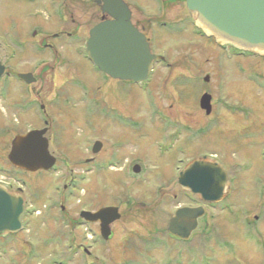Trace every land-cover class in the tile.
I'll use <instances>...</instances> for the list:
<instances>
[{"label": "rangeland", "instance_id": "1", "mask_svg": "<svg viewBox=\"0 0 264 264\" xmlns=\"http://www.w3.org/2000/svg\"><path fill=\"white\" fill-rule=\"evenodd\" d=\"M125 1L148 28L151 52L164 57L137 85L104 79L83 58L87 28L98 20L94 0H0V61L7 73L0 79V181L11 184L10 193L22 190L25 208L23 229L0 235V264H264V56H232L229 46L221 49L197 33L190 20L175 23L170 14L176 7L186 13L183 0L165 10L159 0ZM77 27L80 36L59 33ZM40 39L53 48L36 51ZM28 72L31 85L16 76ZM231 76L237 91L231 92ZM220 79L234 114L213 107L219 129L200 134L209 119L199 98L205 91L217 98ZM53 96L58 110L48 117L46 138L54 165L13 168L11 140L43 126L39 105L49 109ZM119 116L133 119L137 131L121 128ZM186 125L192 132L185 134ZM95 141L101 146L92 154ZM204 152L218 155L229 185L218 204L205 208L213 230L197 232L186 251H177L158 236L166 235L160 230L174 208L187 203L177 172ZM106 206L120 214L107 240L97 225L74 222L80 209Z\"/></svg>", "mask_w": 264, "mask_h": 264}, {"label": "water", "instance_id": "2", "mask_svg": "<svg viewBox=\"0 0 264 264\" xmlns=\"http://www.w3.org/2000/svg\"><path fill=\"white\" fill-rule=\"evenodd\" d=\"M102 13L111 19L102 20L90 28L84 43L90 62L114 79L142 82L149 76L152 62L161 58L150 51L143 33L133 26L131 12L123 0H101ZM186 9L196 24L217 41L231 44L239 49L264 54V0H185ZM5 67L0 61V77ZM17 77L26 83L34 80L31 73H19ZM208 80L207 77L204 78ZM211 96L203 93L199 107L208 114ZM46 128L33 129L16 135L10 143L7 159L12 166L24 171L49 170L55 158L48 150L44 136ZM100 142L93 144L97 152ZM133 172H139L133 166ZM178 185L187 188L204 202H218L229 185L228 174L218 163L205 157L191 160L178 172ZM23 198L10 193L0 184V234L15 233L22 229ZM204 215L203 206H182L174 211L167 230L170 234L188 239ZM86 221H97L103 239L110 235V224L120 217L117 207L106 206L95 212L81 211Z\"/></svg>", "mask_w": 264, "mask_h": 264}, {"label": "flooded vegetation", "instance_id": "3", "mask_svg": "<svg viewBox=\"0 0 264 264\" xmlns=\"http://www.w3.org/2000/svg\"><path fill=\"white\" fill-rule=\"evenodd\" d=\"M160 1V3H161V5H162V7H161V5H160V9L159 10H161L162 8H164V10H165V6H167V4L168 3H171V4H173V3H176V4H179L178 3V0H159ZM180 1V0H179ZM124 2L127 4V6H128V8H129V10H130V12H131V15H130V20H131V23L133 24V26L135 27V28H137V30L138 31H140L141 33H143L144 35H145V37L147 38V40L149 41V38H148V36H147V31H148V28L144 25V24H141V22H140V20L136 17V15L134 14V12H133V7H131L125 0H124ZM94 3H95V6L97 7V9H98V20L97 21H95V23H93L92 24V26L93 25H95L96 23H98V22H100V21H102V20H109V19H111V17L108 15V14H106V13H102V11H101V5H102V2H101V0H94ZM183 4H184V7H185V9H186V6H185V0H183ZM176 6V5H175ZM171 7V6H170ZM181 10H178L177 11V7H176V10H175V12H173V13H171L170 15H172V17H174V16H177L178 18L176 19V20H174V22L175 23H185V24H187V23H189V20L191 21V23H193V21L195 20L194 19V17L192 16V15H190L188 12H187V10H186V13L185 14H181ZM159 20V19H158ZM160 21V20H159ZM71 22H73V20L71 19ZM165 22L166 21H164V22H162V24H165ZM38 25V27L37 28H39V26H42V24L41 23H39V24H37ZM92 26H90V27H88L87 28V31H86V33H87V35H88V31H89V29L92 27ZM32 27H36V26H32ZM66 29V28H65ZM80 30V27H77V29L76 30H69V32H67V31H65L64 30V28H62V30L59 32L61 35H65V36H67V37H75V36H80V34H81V32L79 31ZM37 31H38V29H35V28H32V33H31V35L32 36H35L36 34H37ZM82 34H85V33H82ZM57 36H59L57 33H55V34H52V37H57ZM38 44H39V46H34V49H37L36 51H38V52H42V51H45V50H43V49H45V48H53V46L51 45V44H49L48 42H46V40L45 39H40L39 40V42H38ZM226 48H228V47H226ZM39 49H42V50H39ZM228 51V50H227ZM231 52H232V56H238V55H240V52L239 51H237V50H234V49H231L230 50ZM81 52H82V56H83V58L84 59H86L88 62H89V60H88V58H87V56H86V54H85V51L83 50H81ZM53 53H57V50H53ZM260 57H262V56H260ZM162 62L164 61V59L163 60H161ZM90 63V62H89ZM91 65V64H90ZM92 66V69L96 72V73H98V74H100L104 79H110V80H113V81H115V82H131V81H122V80H118V79H114V78H112V77H110V76H108V75H106V74H104V73H102V72H100V71H98L97 70V68L96 67H94L93 65H91ZM164 68H170V66H169V64H166V65H164L163 66ZM222 70V71H221ZM153 71V70H152ZM213 71H215L216 73H217V78H219V77H222L221 76V74L224 72L223 71V69H222V67H219V66H216L215 67V69L213 70ZM226 72H229V71H226ZM205 77H207L208 78V80H209V77L208 76H205ZM204 77V78H205ZM204 78H203V80H204ZM231 79H232V82H231V92H233V88H234V90L235 91H237L236 89H237V87H236V84H237V81H236V79L233 77V76H231ZM208 80L207 81H204V82H208ZM34 81H32L31 83H25L26 85H31L32 83H33ZM226 81H224L223 79H220L219 81H218V90H220V95L219 96H217V98H213V94L212 93H208V92H202V94L203 93H208L210 96H211V98H210V103H211V111H212V109H213V107L214 108H216L217 109V111H219L220 110V108L221 109H224V106H226V109H227V111H231V112H233V114H234V111L231 109V107L230 106H228V103H229V101H231V99H229V97L227 96L228 94H229V90L227 91V84L225 83ZM76 83V82H75ZM77 83H79V84H82L79 80L77 81ZM180 84H182L181 86H185V87H187V84H188V81H187V79H184V80H182V82L180 83ZM226 94V95H225ZM55 100H56V97H54L53 96V98H52V100H51V102H50V107H49V109H48V107H47V105H44L42 102H41V104L39 105V109L41 110V114H39V116H40V118L42 119V123H43V126L41 127V128H38V129H42V128H46V132L44 133V136L46 137V134H47V131H48V127H51L52 126V123H50L49 121H48V117L51 115V113H52V111H56V110H58V106H57V103L55 102ZM233 103V102H232ZM31 107V106H30ZM29 108V107H28ZM203 110V109H202ZM204 111V115L209 119L208 121H206L205 123H204V127H203V129L201 130V131H197V132H199L200 134H202L201 132H204V133H206V132H211V131H214V129L216 128V129H219V122H218V120L220 119L219 117H213V116H211V111H210V113H208V114H206L205 113V110H203ZM93 113V112H92ZM91 113V114H92ZM211 117V118H210ZM114 119H118L119 121V125L121 126V128H123V129H125V130H130L131 132L132 131H137L136 129H134V128H132V127H135V126H132L131 124H130V121H134L133 119H130V118H128V117H121V116H119V117H117V118H114ZM51 120V119H50ZM220 121V120H219ZM173 124V123H172ZM132 126V127H131ZM184 132H185V134L186 133H188V132H192V130L191 129H189V126L188 125H186V126H184ZM187 136V135H186ZM47 140H48V148H49V145H50V143H51V139L49 140V138H47ZM128 141V140H127ZM187 141V140H186ZM91 150V149H90ZM92 152V151H91ZM92 154H95V153H92ZM203 156H205V159L206 160H211V161H219L220 162V160H219V157H218V155L216 154V153H210V152H204V153H202L199 157L201 158V157H203ZM94 160V156L93 155H91L90 157H88V158H86L84 161L85 162H92ZM115 161H119V160H115ZM120 162V161H119ZM127 162V161H126ZM187 166V161H186V163L184 164V167H186ZM176 183H177V185H178V178H177V180H176ZM179 186V185H178ZM180 188V190H181V195L183 196V197H185L186 199H187V203H186V205L185 206H198V205H203V207H204V215L202 216V217H200L198 220H197V226H196V228H195V230H193L192 232H191V234H190V236H189V238L188 239H182V238H179V237H177V236H175V235H172V234H170L169 232H168V230H167V227H168V224L166 225V229H165V232H163L162 230H160V233H161V235H162V233L163 234H166L165 236H158V237H163V240H164V244L167 246L168 244H171V245H174V248L177 250V247H183V249H185V251L187 250V242L188 241H190L191 240V238L193 237V236H195V234L197 233V232H199V233H202L203 235L204 234H207V233H209V232H211L212 230H213V226H210L209 225V223H208V221H207V217H208V214H206L207 213V209L205 210V208H210L211 209V207H213V205H215V203H205V202H203L200 198H199V196L198 195H195V194H192L190 191H188L187 190V188H185V187H181V186H179ZM21 189L19 188V187H16V192L17 193H20L21 194ZM192 198L194 199V200H196V202H193L192 201ZM216 204H218V203H216ZM177 207H179V206H177ZM177 207H175L174 208V210H173V212H172V215H171V217L174 215V211H175V209L177 208ZM63 209V206H61V210ZM118 209V208H117ZM82 210H87V209H80L79 211H78V216H79V213L82 211ZM87 211H91V212H95L94 210H87ZM119 212V211H118ZM45 213H49L48 211H46ZM170 217V218H171ZM170 218L168 219V223H169V220H170ZM61 219L62 220H64V221H66L67 219L64 217V212H61ZM118 220V219H117ZM116 221V220H115ZM114 221V222H115ZM75 223H79V224H91V225H97V227H98V231H99V238H102L101 237V233H100V226H99V222H97V221H91V222H87V221H85L83 218H81L80 216H79V220H76V221H74ZM113 223V222H112ZM212 229V230H211ZM111 236V233H110V235H109V237ZM107 240V239H106ZM156 243H158L159 244V240H156V242H155V244ZM161 244V243H160ZM178 251V250H177ZM185 251H183L184 253H185ZM86 253H87V251H85ZM186 260V262H187V259H185Z\"/></svg>", "mask_w": 264, "mask_h": 264}]
</instances>
